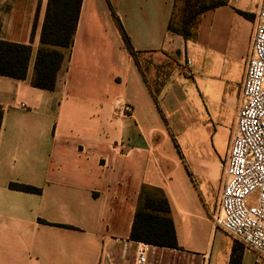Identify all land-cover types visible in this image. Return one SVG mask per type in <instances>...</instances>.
Masks as SVG:
<instances>
[{
    "label": "crops",
    "instance_id": "1",
    "mask_svg": "<svg viewBox=\"0 0 264 264\" xmlns=\"http://www.w3.org/2000/svg\"><path fill=\"white\" fill-rule=\"evenodd\" d=\"M226 1L184 40L167 31L175 0H82L48 91L31 86L48 0H0V41L31 48L24 80L0 76V264H138L130 231L143 188L165 198L178 246L150 245L145 264H230L235 244L234 264H257L210 216L226 177L197 132L224 103L236 115L251 55L261 0Z\"/></svg>",
    "mask_w": 264,
    "mask_h": 264
},
{
    "label": "built area",
    "instance_id": "2",
    "mask_svg": "<svg viewBox=\"0 0 264 264\" xmlns=\"http://www.w3.org/2000/svg\"><path fill=\"white\" fill-rule=\"evenodd\" d=\"M185 64L183 74L191 77ZM131 106L122 105L119 115L130 116ZM223 174L225 183L218 199L215 225L244 248L264 260V0L257 12L251 55L241 85L235 130ZM150 245L137 247L138 264L146 263Z\"/></svg>",
    "mask_w": 264,
    "mask_h": 264
},
{
    "label": "trees",
    "instance_id": "3",
    "mask_svg": "<svg viewBox=\"0 0 264 264\" xmlns=\"http://www.w3.org/2000/svg\"><path fill=\"white\" fill-rule=\"evenodd\" d=\"M178 1L175 0L173 12ZM183 1L184 8L178 26L175 27L173 24L172 12L167 31L181 36L184 40L192 38L193 29L202 13L227 3L226 0H210L209 3ZM81 2L82 0H48L40 33V43L43 47L37 50L34 75L31 81L32 87L48 91L55 89L57 75L64 61V55L58 49H68L72 46ZM111 13L127 54L138 65L139 53L133 49L129 37L112 10ZM242 15L246 18L249 17L247 14ZM30 53L31 48L29 46L0 41V76L24 80ZM154 101L159 113L163 116L156 97ZM1 116L2 111L0 109V124ZM174 144L179 150L175 141ZM10 188L28 193L37 192L33 188L16 184H11ZM130 240L155 247L178 249L173 222L169 217V207L163 196H159V194L152 196L144 188L142 189L133 218ZM236 248L237 244L233 246L230 264H234L236 260Z\"/></svg>",
    "mask_w": 264,
    "mask_h": 264
},
{
    "label": "rangeland",
    "instance_id": "4",
    "mask_svg": "<svg viewBox=\"0 0 264 264\" xmlns=\"http://www.w3.org/2000/svg\"><path fill=\"white\" fill-rule=\"evenodd\" d=\"M190 1L209 3L210 0H190ZM183 8H184V1L179 0L173 12V24L175 27L178 26ZM147 62L151 63V60L149 61L145 59L144 62H142L143 67H145ZM162 72H164L163 74L168 75V73H170V70H163ZM167 78L168 77L166 76L164 77L163 81L157 80L156 84L164 83V81L167 80ZM232 112H233L232 109L228 105H226V103H224L222 108H220V110L214 114V117L211 116L210 118L211 122L207 125L200 124L198 126V131H197L201 133V136L203 134L204 137L206 136L207 133L208 140L212 142L215 150L222 156V160H221L222 165H224L225 163L227 151L228 148L230 147V143L235 130V116H234L235 114L233 115ZM210 211H211L210 216L215 222V219L218 217V194L211 201ZM239 245L242 247L241 244ZM262 261L264 260H261L260 264L262 263Z\"/></svg>",
    "mask_w": 264,
    "mask_h": 264
}]
</instances>
